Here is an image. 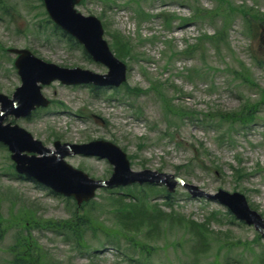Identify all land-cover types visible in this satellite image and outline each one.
<instances>
[{
  "label": "rangeland",
  "instance_id": "374dc122",
  "mask_svg": "<svg viewBox=\"0 0 264 264\" xmlns=\"http://www.w3.org/2000/svg\"><path fill=\"white\" fill-rule=\"evenodd\" d=\"M228 1L84 0L79 11L102 21L109 44L114 33L122 47L126 39L132 43L122 58L125 85L96 92L91 85L55 82L42 89L51 101L47 108L6 122L48 147L57 140L113 142L134 171L172 174L211 193L239 191L264 216V0ZM54 28L42 0H0L1 93L11 98L21 83L15 57L2 53L8 48H29L68 68L107 72L79 48L70 49ZM246 103L244 114L253 122L242 129L237 122H246L240 107ZM177 108L186 111L180 118L174 115ZM195 147L201 150L197 157ZM67 161L94 179H107L113 170L100 158L72 156ZM233 168L241 170V180ZM13 172L10 152L0 144V264L19 257L33 261L34 246L38 256L41 248L44 264H264V237L234 221L217 201L186 196L178 185L173 202L177 223L164 215L170 209H157L156 226L132 208L142 228L122 234L119 214L102 190L96 203L76 213L74 200L17 180ZM147 194L149 212L153 203L164 204L158 192ZM74 215V222L89 219L79 231H51L56 222ZM111 239L120 241L106 243Z\"/></svg>",
  "mask_w": 264,
  "mask_h": 264
},
{
  "label": "water",
  "instance_id": "95a60500",
  "mask_svg": "<svg viewBox=\"0 0 264 264\" xmlns=\"http://www.w3.org/2000/svg\"><path fill=\"white\" fill-rule=\"evenodd\" d=\"M44 1L53 20L82 42L93 58L106 64L110 72L108 75L100 76L77 68L62 69L36 59L27 50H13V53L19 54L16 66L22 76L23 86L15 93L14 100L0 95L2 103L0 141L7 144L13 152L12 159L16 162L17 171L59 193L74 196L78 203L92 198L95 190L103 186L113 187L133 182H150L164 183L172 190L179 181L178 178L150 170L131 171L126 155L110 142L94 141L82 145H61L56 142V150L53 151L45 148L41 142L35 141L29 133L18 126L2 125L4 118L10 113L24 116L29 114L35 105L48 104L40 94L38 82L50 83L54 79H60L68 84L94 82L99 85H119L125 79L124 64L111 54L107 43L102 39L103 30L100 21L93 16L85 17L74 10V5L79 0ZM25 151L38 153L40 157L23 154ZM70 151L108 158L115 165L112 177L108 181H96L90 179L82 171L72 168L63 160L70 154ZM186 187L195 196H207L228 205L238 218L243 219L247 224H253L256 230L264 236V220L256 211L249 208L243 195L229 194L222 190L216 195H209L196 186L186 185Z\"/></svg>",
  "mask_w": 264,
  "mask_h": 264
},
{
  "label": "trees",
  "instance_id": "16d2710c",
  "mask_svg": "<svg viewBox=\"0 0 264 264\" xmlns=\"http://www.w3.org/2000/svg\"><path fill=\"white\" fill-rule=\"evenodd\" d=\"M221 2L222 3H226L227 5H229L230 3H229V1L228 0H221ZM245 14H243V16H244ZM262 21V24H263V26H264V19L263 20H261ZM256 22H258V21H256ZM255 25H257V24H255ZM259 25V24H258ZM260 26V25H259ZM261 27V26H260ZM264 28H262V30H263ZM71 40V39H70ZM119 41V39H118V36L116 37V44L117 45H119V46H121V44L118 42ZM126 44H125V46L124 47H122L121 46V48L122 49H124V48H126ZM119 52V51H118ZM127 53H128V50H127ZM152 189H155L154 187H151ZM166 199L167 200H172V197L170 196V195H167L166 196ZM115 201L117 202V203H119V204H121L123 201L121 200V199H119V198H115ZM87 205V204H86ZM86 205H84L82 208H84ZM123 207H125L126 208V213H123V215H126V216H128V215H133V212L132 211H129V208H131V207H133V208H135V207H139V203H137V202H135V201H131V202H129V203H124L123 204ZM143 207V206H142ZM158 207V206H157ZM159 208V207H158ZM135 209H137V208H135ZM147 210V205H144V208H142L141 209V214L142 213H144L145 211ZM160 211H161V209H160ZM149 216H150V218H152V223H154L155 225H157V221H158V216H157V208H156V206H153V208H151V211L149 212ZM168 216L172 219V221H178L179 219H174L175 218V212H173V210H172V212L170 213V214H168ZM84 217V216H83ZM80 218H82V217H80ZM84 218H88V217H84ZM84 218H82V220L84 219ZM56 224H58V225H61V227H60V229L63 231V232H72L71 231V229L72 228H74V229H78V227H79V225H80V220L79 221H77V223H72V221L71 220H69V221H65V222H62V223H56ZM126 225L128 226H124L125 227V229H127L128 230V228H130V230H132V225L130 224V223H126ZM138 228V226H136L134 229H137ZM133 229V230H134ZM20 261V259L19 260H17V262H19ZM20 264H28L29 263V258H27L24 262H19Z\"/></svg>",
  "mask_w": 264,
  "mask_h": 264
},
{
  "label": "bare ground",
  "instance_id": "6f19581e",
  "mask_svg": "<svg viewBox=\"0 0 264 264\" xmlns=\"http://www.w3.org/2000/svg\"><path fill=\"white\" fill-rule=\"evenodd\" d=\"M72 26L74 27V25H72ZM76 27H77V26H76ZM155 186H157V187L162 186V187L164 188V187H166L167 185L164 184V183H156Z\"/></svg>",
  "mask_w": 264,
  "mask_h": 264
}]
</instances>
